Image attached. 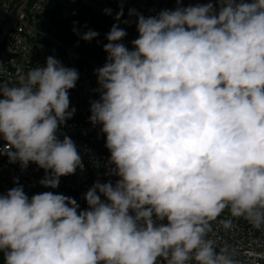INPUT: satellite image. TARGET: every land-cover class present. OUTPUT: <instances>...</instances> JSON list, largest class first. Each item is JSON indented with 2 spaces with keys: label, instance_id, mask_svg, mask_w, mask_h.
<instances>
[{
  "label": "clouds",
  "instance_id": "1",
  "mask_svg": "<svg viewBox=\"0 0 264 264\" xmlns=\"http://www.w3.org/2000/svg\"><path fill=\"white\" fill-rule=\"evenodd\" d=\"M129 15L138 38L129 50L118 23L106 35L89 117L118 179L94 183L85 210L52 191L29 198L16 181L0 193L4 264H237L210 238L212 222L228 209L264 228V0ZM3 71L0 63V156L35 163L39 183L55 189L84 167L74 141L57 136L75 113L78 71L52 56L17 68L15 84Z\"/></svg>",
  "mask_w": 264,
  "mask_h": 264
},
{
  "label": "built area",
  "instance_id": "2",
  "mask_svg": "<svg viewBox=\"0 0 264 264\" xmlns=\"http://www.w3.org/2000/svg\"><path fill=\"white\" fill-rule=\"evenodd\" d=\"M52 2L71 17L86 9L106 20L114 17L108 22L106 35L113 24L118 23L127 33L121 43L132 50L131 42L138 38V31L136 16L129 15L130 9L148 17L165 9L174 10L209 0H181L179 4L177 0H123L122 4L120 0H0V63L4 65L3 79L15 84L17 68H22L26 73L29 68L45 66L49 56L56 58L63 66L78 71L76 86L69 90L70 109L75 108V113L61 125L57 136L62 140L67 135L74 141L84 165L83 170L78 167L75 174L60 177L59 186L52 189L39 183L45 176V170L35 163L30 162L27 167H22L19 161L13 163L6 155L0 156V193L6 194L17 186L15 182L18 181L29 198L52 191L74 198L80 210H85L88 205L84 194L94 183H103L102 170L108 168L110 152L105 147L106 135L101 131L102 125H93L89 120L91 102L98 100V97L90 77L78 64L82 56L74 48L51 38L42 27L47 21L48 7ZM121 8L123 15L117 22L115 17ZM105 9L111 11L106 12ZM4 143L0 140V147ZM225 220L231 221L228 229L221 223ZM210 238L216 242L218 250L227 248L237 264H264V228H255L243 217H232L228 209L212 222Z\"/></svg>",
  "mask_w": 264,
  "mask_h": 264
},
{
  "label": "trees",
  "instance_id": "3",
  "mask_svg": "<svg viewBox=\"0 0 264 264\" xmlns=\"http://www.w3.org/2000/svg\"><path fill=\"white\" fill-rule=\"evenodd\" d=\"M109 23L90 10H83L78 15L65 19L60 7L52 2L47 11V21L42 26L44 31L54 40L64 45L74 48L81 56L79 66L87 73L93 82L97 97L100 93L95 70L102 67L107 58V53L103 50V45L107 43L106 33ZM93 30L98 36L91 40L81 39L83 33ZM108 169L102 170L103 183L111 181ZM0 264H4L3 254L0 253Z\"/></svg>",
  "mask_w": 264,
  "mask_h": 264
},
{
  "label": "water",
  "instance_id": "4",
  "mask_svg": "<svg viewBox=\"0 0 264 264\" xmlns=\"http://www.w3.org/2000/svg\"><path fill=\"white\" fill-rule=\"evenodd\" d=\"M63 17L67 19V18H71V15L67 11H63ZM113 18L114 17H109L107 21L110 22ZM113 167L114 165L108 164V168H107L108 171L110 172ZM111 177H112L111 182L114 184L118 179V177H116L115 175H111Z\"/></svg>",
  "mask_w": 264,
  "mask_h": 264
}]
</instances>
